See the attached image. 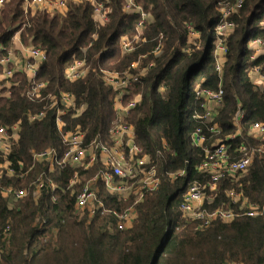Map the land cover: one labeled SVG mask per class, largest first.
Instances as JSON below:
<instances>
[{"label": "trees", "instance_id": "1", "mask_svg": "<svg viewBox=\"0 0 264 264\" xmlns=\"http://www.w3.org/2000/svg\"><path fill=\"white\" fill-rule=\"evenodd\" d=\"M137 1L154 21L145 32L146 43L129 55L120 53L119 39L133 34L137 19L122 13V0H109V22L104 26L92 20L91 3L69 5L65 15L25 16L21 0H10L0 9L1 52L12 47L17 31L23 44L45 52L46 60L37 80L47 83L49 92L73 94L76 108L84 106L78 117L65 119L62 131L79 128L86 141L100 138L106 143L110 129L118 122L113 111L114 93L104 85L99 71L125 70L156 46L162 47L157 58L148 55L143 60L142 66L149 62L154 66L130 90L139 93L141 101L125 120L134 128L135 144L157 164L162 175L160 188L146 194L136 206L137 217L129 227L117 230L116 219L110 216L85 215L77 220L74 197L67 189L73 168L55 167L54 174L45 178L55 181L63 191L43 189L35 200L32 189L12 208L0 195V247L4 250L1 264H264V213L257 218L238 217L227 224L216 221L201 229L198 222L184 219L180 211L188 184L192 180L207 181L196 171L203 154L190 142L192 132L199 127L205 129L208 123L195 117L203 111L196 90L215 91L221 86L224 91L223 105L213 120L220 129L219 139L234 135L232 120L241 111L240 135L228 143L233 149L264 145L247 135L252 123H264V88L255 87L245 72L248 66L261 62L250 61L252 51L247 43L262 37L259 24L264 20V0H244L231 17L235 29L226 40L228 53L221 77L213 60L221 0ZM191 30L198 33L196 38L189 36ZM79 59H85L90 71L84 79L71 83L64 79L63 72L70 62ZM15 80L19 83L11 96L0 98V126L21 121L20 141L7 157L14 175L3 173L0 188H28L41 172L47 171L45 164H37L32 174H17L18 163H29L31 152L49 147L65 150L53 113H47L41 121L27 120V113L38 112L41 106L25 100V78L18 75ZM180 170L185 175L177 181L166 175ZM242 176L234 184L216 183L213 203L205 207L232 208L226 197L231 188L242 191L254 203L264 204V159H254ZM99 197L117 210L127 205L109 196L102 187ZM6 227L9 232L3 240Z\"/></svg>", "mask_w": 264, "mask_h": 264}, {"label": "built area", "instance_id": "2", "mask_svg": "<svg viewBox=\"0 0 264 264\" xmlns=\"http://www.w3.org/2000/svg\"><path fill=\"white\" fill-rule=\"evenodd\" d=\"M10 0H0V9ZM122 13L127 17L137 19L134 32L131 35H122L119 39V50L122 55L134 53L146 43L145 32L153 23V16L147 12L137 0H122ZM244 0L230 2L221 0L218 4L219 23L215 28V42L213 44V60L215 71L221 77L226 62V40L234 31L235 24L231 17L237 14ZM91 3L92 20L99 26L109 22V0H21L20 8L25 16L33 17L38 13L65 15L69 5ZM259 29L262 37L250 39L247 48L252 51L250 61L258 59L257 65L248 66L246 76L257 88H264V20L260 22ZM20 31L14 34L12 47L4 50L0 45V98L11 96L13 88L18 85L16 76H23L27 86L23 92L25 100L34 105H40L38 112H28L27 120L37 122L43 120L47 113H53L54 123L61 132L62 143L65 150L60 151L55 147L33 151L29 163L20 161L17 174L25 177L32 174L37 164H45L47 171L41 172L33 180L28 188L1 187L0 195L7 200L8 206L24 200L31 192L36 200L40 191L49 189L52 193L63 191L55 181L45 178L53 175L55 167H72L73 173L67 185L71 196L74 197V216L81 220L87 215L110 216L116 219L115 228L123 230L129 227L137 217L136 206L144 196L156 192L161 185L162 175L158 166L151 157L134 142V128L125 120L141 101L139 93L134 94L130 90L141 82L154 64L149 62L139 67L138 62H133L125 70L118 71L101 69L100 77L104 85L113 93V111L118 122L110 129L108 141L105 143L100 138L86 141V135L81 129L62 131L66 125L65 119L76 118L84 110L81 105L76 108V100L73 94L66 92L52 93L48 91L47 83L38 81V72L46 60L45 52L38 47L23 44L19 39ZM190 35H196L192 30ZM160 45L153 48L147 54L157 58L161 54ZM90 71L85 59L74 60L64 69L63 77L73 83L84 79ZM196 96L202 101V114L195 117L206 123L205 129H195L191 136V145L202 152L203 159L196 166V171L205 175L204 183L192 180L180 204L181 215L184 219L198 222L200 228H206L213 222L230 223L238 217L257 218L264 213V204L250 201L242 191L228 189L226 197L230 200L232 208L220 206L215 209L206 208L211 205L217 190L218 182H237L238 178L246 174L254 159H264V145L259 144L254 148L244 145L233 149L228 140L240 135L243 112L237 111L232 120L234 135L225 139H219L220 129L213 121L223 105L224 91L221 86L217 90L198 89ZM213 121V122H212ZM21 133V121L9 126H0V176L5 173L14 175L13 165L7 159L12 150L18 147ZM247 135L259 143L264 142V123L254 122L247 131ZM211 137V138H210ZM87 142V143H86ZM163 149L166 144L163 143ZM171 181H177L184 177V171L166 173ZM78 187V189H76ZM101 187L109 196H114L127 205L124 209L117 210L108 206L99 197ZM31 188V189H30ZM53 202L57 198L52 195ZM131 202V203H130ZM130 203V204H129ZM87 217V218H88ZM42 223H45L42 220ZM41 223V224H42ZM4 236L9 228L4 230ZM4 250L0 247V264L3 262ZM224 264H242L240 262H225Z\"/></svg>", "mask_w": 264, "mask_h": 264}, {"label": "rangeland", "instance_id": "3", "mask_svg": "<svg viewBox=\"0 0 264 264\" xmlns=\"http://www.w3.org/2000/svg\"><path fill=\"white\" fill-rule=\"evenodd\" d=\"M195 36L197 37V35H195ZM143 49H144V47H143L141 50H139L138 52H139L140 54L143 53V51H142ZM147 57H148L147 54H145V55L139 57V60H138V57H137V60H138V61H136V62H138L139 67H142L143 60L146 59ZM242 177H243V176L239 177L238 180H240Z\"/></svg>", "mask_w": 264, "mask_h": 264}, {"label": "crops", "instance_id": "4", "mask_svg": "<svg viewBox=\"0 0 264 264\" xmlns=\"http://www.w3.org/2000/svg\"><path fill=\"white\" fill-rule=\"evenodd\" d=\"M196 33V35L198 36V33L197 32H195ZM190 37L191 38H196V36L195 35H190ZM29 45V44H28ZM260 89H263V87H261Z\"/></svg>", "mask_w": 264, "mask_h": 264}]
</instances>
